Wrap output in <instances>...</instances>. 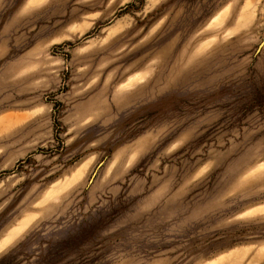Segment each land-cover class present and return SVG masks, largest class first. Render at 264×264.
I'll use <instances>...</instances> for the list:
<instances>
[{"label": "rangeland", "instance_id": "rangeland-1", "mask_svg": "<svg viewBox=\"0 0 264 264\" xmlns=\"http://www.w3.org/2000/svg\"><path fill=\"white\" fill-rule=\"evenodd\" d=\"M69 3L54 28L37 24L31 32L21 29L22 35L0 41V89L8 88L13 101L0 105L4 264H71L77 250H98V238L80 229L102 208L129 205L120 217L124 225L149 216L195 222L204 211L196 202L210 195L221 203L234 201L223 217L231 223L198 242L193 254L199 264H264V162L249 165L241 154L224 165L218 137H230L234 125L216 112L196 109L197 119L210 122L202 133L215 132L202 139L195 155L184 144L190 135L184 123L146 128L117 149L98 148L92 141L117 113L132 112L185 78L196 79L206 93L201 105L220 107L216 102L224 93L217 84L230 71L236 46L251 43L243 56L252 65L264 60V39L256 38L264 31L257 0ZM42 9V0H26L24 15ZM49 108L55 113L51 135L43 119ZM153 141L163 147L145 156ZM212 149H217L215 159L195 167ZM217 166L223 167L209 183L223 191L213 193L200 183ZM22 238L27 242L13 248ZM255 252L263 253L260 259Z\"/></svg>", "mask_w": 264, "mask_h": 264}, {"label": "clouds", "instance_id": "clouds-1", "mask_svg": "<svg viewBox=\"0 0 264 264\" xmlns=\"http://www.w3.org/2000/svg\"><path fill=\"white\" fill-rule=\"evenodd\" d=\"M81 2L83 0H77V3ZM42 3V11L26 16L24 15L26 0H0V41H11L17 33H21V29L31 32L37 24H48L54 28L53 21L57 19L58 14L65 6H71L69 0H42ZM257 6L261 10V25H264V3L257 0ZM256 38L264 39V31L258 33ZM241 40L245 41V38L241 37ZM244 47H251V43L245 41L243 45L236 46L235 58L231 61L232 67L226 78L217 84V89L223 90L224 93L216 102L220 107L214 104L201 105L200 100L206 93L200 91V83L196 79L185 78L170 87L163 95L152 97L150 102L145 101L143 106H138L132 112L117 113L107 126L97 129V135L92 137L93 143L98 148L110 146L117 149L126 138L139 135L146 128L154 130L171 128L176 123H184L190 128V135L184 140V144L195 155L202 139L210 137L215 132V128H209L204 129L202 133L203 125L210 122L197 119L200 112L196 109L200 108L201 111L211 109L216 112L217 117H222L225 123L234 125L230 137L227 133L218 137L220 143L217 148L227 157L224 165L241 154L247 158L249 165L264 162V60L252 65L251 58L243 56ZM13 51L14 53L17 51L14 45ZM51 79L53 84H57L54 76ZM5 83H9L7 77ZM12 103L8 88L0 89V105ZM138 114H144L143 119L133 120ZM54 116L55 113L49 108L43 117L49 122L46 129L49 135ZM79 135L81 132L77 131L76 136ZM51 143L55 147V142ZM162 147L163 144L153 141L146 146L144 155H155ZM68 151H71V148ZM216 152L217 149H212L211 152L202 153L195 167L205 160H214ZM166 154L161 152V156ZM222 167H215L203 178L200 187L205 188L207 185L213 193L223 191L219 184L213 187L209 183ZM261 191L264 193V188ZM232 202L234 201L221 203L215 196L210 195L208 198L201 196L196 203L204 211L195 222L187 219L176 222L166 217L149 216L145 222L129 221L128 225H124L120 222V217L129 211V205L116 204L102 208L80 229L87 228L92 231L100 242L99 249L77 250L73 254L71 264H199L198 256L193 254L197 250L198 242L207 239L206 234L212 233L214 228L231 223L223 217L224 210ZM132 204H135V201H132ZM175 240H180L181 243L169 247L167 251H158L162 246ZM26 242L27 240L22 238L13 245V248ZM6 255L7 252L0 250V264H4Z\"/></svg>", "mask_w": 264, "mask_h": 264}, {"label": "bare ground", "instance_id": "bare-ground-1", "mask_svg": "<svg viewBox=\"0 0 264 264\" xmlns=\"http://www.w3.org/2000/svg\"><path fill=\"white\" fill-rule=\"evenodd\" d=\"M79 167H81V166H79ZM77 172L80 173V171H77ZM255 253H256V256L255 257L256 258H259V259L261 258L262 254H263V253H260V252H255Z\"/></svg>", "mask_w": 264, "mask_h": 264}, {"label": "crops", "instance_id": "crops-1", "mask_svg": "<svg viewBox=\"0 0 264 264\" xmlns=\"http://www.w3.org/2000/svg\"><path fill=\"white\" fill-rule=\"evenodd\" d=\"M17 230L19 231L20 229H17ZM17 230H16V232H17ZM16 232H15V234H16ZM15 234H14V235H15ZM14 235H13V236H14ZM13 236H12V237H13ZM12 237H11V238H12ZM11 238H9L8 240L6 239L5 242H4L3 244L7 243Z\"/></svg>", "mask_w": 264, "mask_h": 264}]
</instances>
